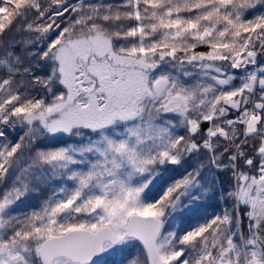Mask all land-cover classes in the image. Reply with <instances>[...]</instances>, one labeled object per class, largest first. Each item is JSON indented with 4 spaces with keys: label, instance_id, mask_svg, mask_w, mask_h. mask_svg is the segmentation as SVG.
<instances>
[{
    "label": "snow or ice",
    "instance_id": "snow-or-ice-1",
    "mask_svg": "<svg viewBox=\"0 0 264 264\" xmlns=\"http://www.w3.org/2000/svg\"><path fill=\"white\" fill-rule=\"evenodd\" d=\"M0 264H264V0H0Z\"/></svg>",
    "mask_w": 264,
    "mask_h": 264
}]
</instances>
